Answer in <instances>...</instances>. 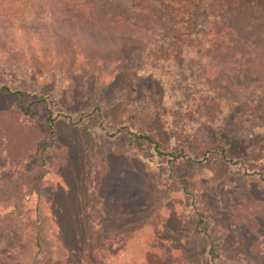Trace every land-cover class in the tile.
<instances>
[{"label": "rangeland", "instance_id": "374dc122", "mask_svg": "<svg viewBox=\"0 0 264 264\" xmlns=\"http://www.w3.org/2000/svg\"><path fill=\"white\" fill-rule=\"evenodd\" d=\"M236 26L237 59L205 36L156 57L131 25L9 36L0 112L41 138L13 151L0 129V251L20 240L28 264L37 228V264H264V16ZM217 143L226 158H203Z\"/></svg>", "mask_w": 264, "mask_h": 264}, {"label": "trees", "instance_id": "16d2710c", "mask_svg": "<svg viewBox=\"0 0 264 264\" xmlns=\"http://www.w3.org/2000/svg\"><path fill=\"white\" fill-rule=\"evenodd\" d=\"M111 7L113 10H107ZM238 15L263 17L264 0H0V46L8 43L9 36L22 33L40 40L53 37L74 40L80 33L97 37L91 27L105 31L114 26L117 34L131 25L141 32V37L150 36L155 43L158 42L159 46L150 50V54L156 57H178L185 47L205 36L210 38L214 48L226 50L228 47L237 59L240 53L243 54L236 46L239 39L236 26ZM7 50L0 47V56L8 57ZM1 91L10 90L3 87ZM17 113L16 110L0 112V129L6 138L11 136L8 144L11 150L24 147L26 137L31 134L34 137L33 148L41 135L31 124L19 122ZM48 121L52 127L53 119L49 117ZM132 135L138 150L148 145L158 157H173L161 150L155 134ZM15 136L17 140L12 138ZM205 149L203 158L209 154L226 158V150L220 143L205 146ZM177 155L193 160L182 150ZM42 241V232L36 228L28 242V264H37L35 260L43 251ZM18 243L20 240L8 252L0 251V256H5L14 264L24 256L19 252Z\"/></svg>", "mask_w": 264, "mask_h": 264}]
</instances>
